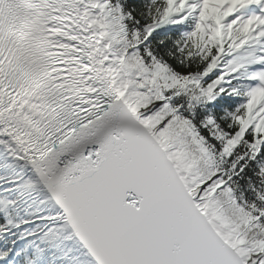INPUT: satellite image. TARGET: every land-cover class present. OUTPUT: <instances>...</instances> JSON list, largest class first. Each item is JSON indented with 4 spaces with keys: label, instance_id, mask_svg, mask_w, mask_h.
<instances>
[{
    "label": "snow or ice",
    "instance_id": "6c2138e0",
    "mask_svg": "<svg viewBox=\"0 0 264 264\" xmlns=\"http://www.w3.org/2000/svg\"><path fill=\"white\" fill-rule=\"evenodd\" d=\"M0 264H264V0H0Z\"/></svg>",
    "mask_w": 264,
    "mask_h": 264
}]
</instances>
